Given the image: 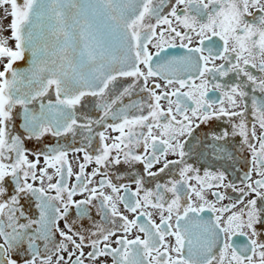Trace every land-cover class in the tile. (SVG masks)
I'll return each instance as SVG.
<instances>
[{"label":"snow or ice","instance_id":"1","mask_svg":"<svg viewBox=\"0 0 264 264\" xmlns=\"http://www.w3.org/2000/svg\"><path fill=\"white\" fill-rule=\"evenodd\" d=\"M0 10V264H264V0Z\"/></svg>","mask_w":264,"mask_h":264},{"label":"flooded vegetation","instance_id":"2","mask_svg":"<svg viewBox=\"0 0 264 264\" xmlns=\"http://www.w3.org/2000/svg\"><path fill=\"white\" fill-rule=\"evenodd\" d=\"M170 51H172V52H182L183 50L182 49H172V50H170ZM113 135H115V134H113ZM81 158H82V154H81ZM70 159H71V157H70ZM72 162H73V168H74V171L75 170H77V165H76V161H75V159H73L72 160ZM91 170V168H89V171ZM255 178V177H254ZM77 198H79V197H77ZM228 201H226L225 203H227ZM235 239V238H234ZM241 240H244V239H246V238H243V237H241L240 238ZM85 251L87 252L88 251V249H85Z\"/></svg>","mask_w":264,"mask_h":264},{"label":"rangeland","instance_id":"3","mask_svg":"<svg viewBox=\"0 0 264 264\" xmlns=\"http://www.w3.org/2000/svg\"><path fill=\"white\" fill-rule=\"evenodd\" d=\"M0 16H3V10H0ZM4 23L6 24L7 21H4Z\"/></svg>","mask_w":264,"mask_h":264},{"label":"water","instance_id":"4","mask_svg":"<svg viewBox=\"0 0 264 264\" xmlns=\"http://www.w3.org/2000/svg\"><path fill=\"white\" fill-rule=\"evenodd\" d=\"M23 64V62H21V65Z\"/></svg>","mask_w":264,"mask_h":264}]
</instances>
